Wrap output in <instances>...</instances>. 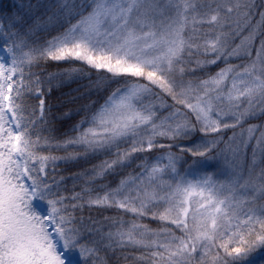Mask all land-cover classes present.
Returning a JSON list of instances; mask_svg holds the SVG:
<instances>
[{"label": "snow or ice", "instance_id": "1", "mask_svg": "<svg viewBox=\"0 0 264 264\" xmlns=\"http://www.w3.org/2000/svg\"><path fill=\"white\" fill-rule=\"evenodd\" d=\"M258 36L264 0H21L0 17V264H254ZM82 76L98 99L58 135L70 113L45 97ZM99 156L69 189L58 169Z\"/></svg>", "mask_w": 264, "mask_h": 264}, {"label": "trees", "instance_id": "2", "mask_svg": "<svg viewBox=\"0 0 264 264\" xmlns=\"http://www.w3.org/2000/svg\"><path fill=\"white\" fill-rule=\"evenodd\" d=\"M36 2L37 0H33V3ZM41 2L47 5L49 3H54L55 0H41ZM20 3L21 0H0V17L7 19L10 15H14ZM44 11L45 9L41 8L39 9L38 14L43 13ZM244 34L246 35V32ZM41 39H43V37H41ZM260 39H264V36L257 37L256 45L259 44ZM239 41H240V37H237L234 41H232L233 46L235 44H238ZM233 62L240 63L241 61L234 60ZM67 67H69V65L67 64H61V65L51 64L48 65L44 69V71L47 73H58V72H63ZM216 70H217V66H213L211 72L214 73ZM85 71L89 72L91 70L85 69ZM91 75L92 78L95 79L96 73L92 72ZM88 82L89 81L87 76L78 77L72 81H68L60 87L55 86V82H54L51 93L46 95L45 97L46 104L51 107L53 116L62 117L63 113H70L68 118L57 120L56 128L58 130L57 131L58 135L63 132H67L72 125H74L81 119L82 113L78 111L79 109H81L84 105L89 104L91 101L98 99V97L95 94H92L90 98L86 94L87 90L85 89V85H87ZM77 89H79V91H77ZM248 123L258 124V125L264 124V116H260L256 119L250 120L248 121ZM231 134H232L231 130H229L226 133V135H231ZM248 152L250 155L251 147H249ZM156 154L158 153L154 152L152 155H156ZM103 158H104L103 156H99L91 159L88 162L81 161L77 164H70L66 167L61 166V168L58 169V171L64 175V177L66 178L65 183L68 185L70 189L72 185V177L75 173L91 168L93 164L99 163V161ZM128 170L130 171V169ZM119 179H120L119 175H112L109 176L105 182L115 184ZM101 212H103V214L105 215L111 214V210L108 211L100 210V211H93L92 215L97 216L100 215ZM151 223L153 227L156 226L155 222H151ZM262 262H264V254L257 253L256 259L254 260V264H262ZM112 264H115V261H113Z\"/></svg>", "mask_w": 264, "mask_h": 264}]
</instances>
